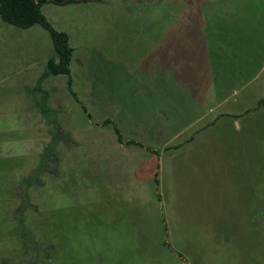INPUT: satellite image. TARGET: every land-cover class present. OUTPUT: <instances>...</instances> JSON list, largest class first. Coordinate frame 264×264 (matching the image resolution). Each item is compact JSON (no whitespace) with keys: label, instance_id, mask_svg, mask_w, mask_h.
<instances>
[{"label":"rangeland","instance_id":"obj_1","mask_svg":"<svg viewBox=\"0 0 264 264\" xmlns=\"http://www.w3.org/2000/svg\"><path fill=\"white\" fill-rule=\"evenodd\" d=\"M43 10L70 32L71 90L50 33L0 16V264H264V0Z\"/></svg>","mask_w":264,"mask_h":264},{"label":"trees","instance_id":"obj_2","mask_svg":"<svg viewBox=\"0 0 264 264\" xmlns=\"http://www.w3.org/2000/svg\"><path fill=\"white\" fill-rule=\"evenodd\" d=\"M89 1V0H0V16L5 21L12 25L21 28H30L34 25H41L45 28L51 36L54 54L47 60V73L52 75H68L69 76V86L71 90V61L73 57L74 48L70 43L69 34L65 30L56 29L49 19L46 17L42 10V6L47 2H54L57 4H68L73 2ZM74 93V92H73ZM76 96V94L74 93ZM77 97V96H76ZM78 100V97H77ZM111 122L109 119L106 123ZM115 130L118 134V139L120 142H127L128 144H138L140 146H145L141 141L134 139L125 140L121 130L115 125ZM149 148V147H148ZM154 152L156 149L149 148ZM43 167L40 165L35 169L34 177H37ZM32 180L28 179L26 184H30ZM157 184L159 180L156 179ZM20 226L24 229V218L19 217Z\"/></svg>","mask_w":264,"mask_h":264},{"label":"crops","instance_id":"obj_3","mask_svg":"<svg viewBox=\"0 0 264 264\" xmlns=\"http://www.w3.org/2000/svg\"><path fill=\"white\" fill-rule=\"evenodd\" d=\"M92 1H94V2H96L97 0H92ZM47 5L48 4H54V3H49V2H47L46 3ZM69 4V3H68ZM42 10H43V6H42ZM43 12H44V14L47 16V18L51 21V23H53V25H55L54 27L56 28V29H59V30H67L66 28H64V26H61V24H60V22H58V18H54L53 16L51 17L50 15H48L44 10H43ZM54 19V20H53ZM55 21V22H54ZM56 23V24H55ZM156 25V23H155V21H148L147 23H145L144 25H142V27H145L144 29H142L141 31L142 32H144V34L145 35H147V32L148 31H151V29H152V27L153 26H155ZM69 34V38H70V42H71V36H70V32L68 33ZM147 38V36H144V35H142V37H141V39L139 40V51H142L143 49H144V51H145V54H146V56L147 57H149V58H151L152 60L151 61H155V59H159V46L157 47V49H155L154 47H149L148 46V42H149V40L148 39H146ZM165 42H166V40H165ZM164 45V44H163ZM73 47V46H72ZM54 48V47H53ZM74 48V47H73ZM146 48L147 49H153L154 51H151V52H149L150 50H148V52L149 53H146ZM136 49V48H135ZM165 49H166V45L163 47V52L165 51ZM75 51V50H74ZM140 53H142V52H140ZM155 55H157V57L155 56ZM80 57L81 59H79V60H77V64H76V66H78V68H79V66H81V67H84V64L86 65V63H87V61H86V59H85V57H83V56H81V55H77V57ZM73 57H74V52H73ZM73 57H72V61H73ZM72 61H71V63H72ZM136 72V74H134ZM140 72H144V71H140L138 68H133L132 69V75H137V76H143ZM262 74H264V64H263V66L259 69V71H258V79H260V83L262 82V80H263V76H262ZM143 79V78H142ZM153 79L154 78H151V80L150 81H153ZM134 83L135 84H137L138 82H135L134 81ZM139 84V86H138V89H136V87H132V90L133 91H135V95H136V93L137 92H142L141 94L139 93V96H143V92H145V90H147V91H157V90H159V86H160V84L159 83H157L156 84V82H149V83H147V84H144V82H140V83H138ZM143 84V85H142ZM158 101V100H157ZM153 107V106H152ZM160 107V106H159ZM157 108V109H154L157 113H160V112H162V110L160 109V108ZM154 108V107H153ZM159 109V110H158ZM149 112H152V110L151 111H149ZM104 125V124H103ZM122 132V131H121ZM122 135H123V133H122ZM46 136H48V135H46ZM123 137H124V135H123ZM138 141H140V140H138ZM121 144H125L124 142H120ZM131 145V144H130ZM137 146H139V147H141L142 149H143V151H145L146 153H150V152H152V150L151 149H149V148H147V147H145V146H140V145H137ZM154 149V148H153ZM154 152V151H153ZM156 153V152H155ZM106 159V158H105Z\"/></svg>","mask_w":264,"mask_h":264},{"label":"flooded vegetation","instance_id":"obj_4","mask_svg":"<svg viewBox=\"0 0 264 264\" xmlns=\"http://www.w3.org/2000/svg\"><path fill=\"white\" fill-rule=\"evenodd\" d=\"M44 4H45V3H44ZM44 4H43V5H44ZM48 59H49V58H48Z\"/></svg>","mask_w":264,"mask_h":264}]
</instances>
